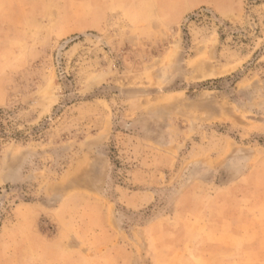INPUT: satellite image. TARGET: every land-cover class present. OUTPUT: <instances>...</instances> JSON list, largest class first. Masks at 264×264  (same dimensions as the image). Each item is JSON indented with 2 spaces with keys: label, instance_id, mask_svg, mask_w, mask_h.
<instances>
[{
  "label": "rangeland",
  "instance_id": "374dc122",
  "mask_svg": "<svg viewBox=\"0 0 264 264\" xmlns=\"http://www.w3.org/2000/svg\"><path fill=\"white\" fill-rule=\"evenodd\" d=\"M16 1L0 264H264V0L171 24Z\"/></svg>",
  "mask_w": 264,
  "mask_h": 264
},
{
  "label": "crops",
  "instance_id": "0c3cea01",
  "mask_svg": "<svg viewBox=\"0 0 264 264\" xmlns=\"http://www.w3.org/2000/svg\"><path fill=\"white\" fill-rule=\"evenodd\" d=\"M247 0H93V2L102 9L124 11L133 19H150L156 17L158 20L171 24L182 19L185 15L199 7H210L213 10L231 14L239 11ZM35 6L28 2H17L16 0H0V54L4 52V44L19 42V30L30 27L33 24L35 15ZM29 17L26 21L24 16ZM256 203H261L255 200ZM234 219L225 221L224 224L231 223L232 231L241 233L237 230L240 226ZM234 228V229H233ZM244 233V230H243ZM227 236H232L230 232ZM251 248L253 243L249 244ZM227 264H237L233 262Z\"/></svg>",
  "mask_w": 264,
  "mask_h": 264
},
{
  "label": "trees",
  "instance_id": "16d2710c",
  "mask_svg": "<svg viewBox=\"0 0 264 264\" xmlns=\"http://www.w3.org/2000/svg\"><path fill=\"white\" fill-rule=\"evenodd\" d=\"M4 110L3 109H0V114H3Z\"/></svg>",
  "mask_w": 264,
  "mask_h": 264
}]
</instances>
